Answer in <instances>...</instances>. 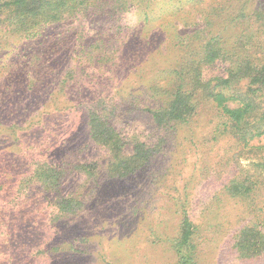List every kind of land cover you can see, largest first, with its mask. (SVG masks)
<instances>
[{"label":"trees","instance_id":"trees-1","mask_svg":"<svg viewBox=\"0 0 264 264\" xmlns=\"http://www.w3.org/2000/svg\"><path fill=\"white\" fill-rule=\"evenodd\" d=\"M204 130L232 153L200 198L171 160ZM171 178L176 264H200L212 201L236 260L264 257V0H0V264H119L103 225Z\"/></svg>","mask_w":264,"mask_h":264},{"label":"rangeland","instance_id":"rangeland-1","mask_svg":"<svg viewBox=\"0 0 264 264\" xmlns=\"http://www.w3.org/2000/svg\"><path fill=\"white\" fill-rule=\"evenodd\" d=\"M130 18L133 22L140 19L139 16H131ZM215 119V115L211 113L210 116L203 115L201 120L203 126L208 129L216 123ZM206 122H210V124H205ZM204 132L203 134L198 133L200 142L196 145L194 153L189 154L187 149L174 148L172 151L174 157L172 160L170 159L173 162L178 160L177 162L181 163L178 166V169L183 172L181 178L188 177L187 179H189L192 174L196 177V180L192 182L193 187L196 183L193 194L200 198H207L208 195L214 192L219 195L220 184L228 177L225 173L216 174L220 171V166L214 167V165H219L220 160L214 159L215 151L219 153V158L232 153V146L225 141L220 142L218 145H213L211 142L206 143L203 139L210 132L209 130H204ZM180 153L186 155L184 156V159H187L185 163L182 162L183 158L179 160L177 154ZM249 163L242 161L243 166H247ZM206 167H211L209 174H205ZM213 169H215V173ZM174 180V178H171L172 183L159 189L146 188L140 194L136 192V195H141L144 200L146 210L143 217L136 218V221L128 225L126 229H119L114 224L106 221L103 226L107 228V232L104 235L98 232L101 227L96 231L94 230V232L99 233L98 237L102 236L104 238L107 255L112 254L117 257L115 260L119 261V264H176L174 253L170 250L167 240H164L175 235L180 221L171 200L172 195H177L173 188ZM213 202L209 204L206 202L207 212H199L197 217L199 222L202 223L201 235L199 236L200 264H242L236 260L234 254L230 251V245L226 243L228 234H232L235 229L233 220H235L236 215L233 214L227 220L224 219V209L220 211L217 206L212 205ZM112 210L113 208H111L108 215L112 213ZM227 222L229 223L227 224L229 230L225 231L224 226L221 227L219 224L225 225L224 223ZM94 235L97 237L96 234ZM117 241H121V243ZM75 262L76 260H73L68 264H89L86 260ZM102 263L100 259L99 262H91L90 264ZM112 264L116 263L112 262ZM250 264H264V257L252 261Z\"/></svg>","mask_w":264,"mask_h":264}]
</instances>
